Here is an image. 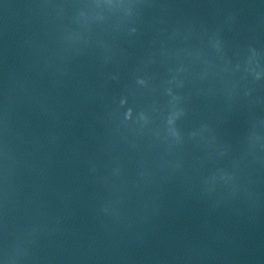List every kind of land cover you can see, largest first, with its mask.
<instances>
[{"label":"water","instance_id":"95a60500","mask_svg":"<svg viewBox=\"0 0 264 264\" xmlns=\"http://www.w3.org/2000/svg\"><path fill=\"white\" fill-rule=\"evenodd\" d=\"M0 264H264V0H0Z\"/></svg>","mask_w":264,"mask_h":264}]
</instances>
